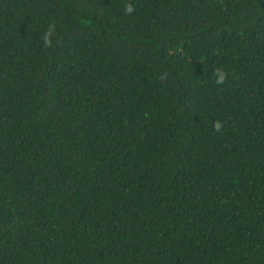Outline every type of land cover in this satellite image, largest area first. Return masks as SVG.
I'll return each mask as SVG.
<instances>
[{
	"label": "trees",
	"instance_id": "16d2710c",
	"mask_svg": "<svg viewBox=\"0 0 264 264\" xmlns=\"http://www.w3.org/2000/svg\"><path fill=\"white\" fill-rule=\"evenodd\" d=\"M0 264H264V0H0Z\"/></svg>",
	"mask_w": 264,
	"mask_h": 264
},
{
	"label": "clouds",
	"instance_id": "9594fccd",
	"mask_svg": "<svg viewBox=\"0 0 264 264\" xmlns=\"http://www.w3.org/2000/svg\"><path fill=\"white\" fill-rule=\"evenodd\" d=\"M126 11H129L130 12L131 11V8H129V7L126 6ZM224 81H225V78L222 77L221 80L218 81L217 83L222 84V83H224ZM215 127H216V130H219L222 127V123L219 122V121H217L216 124H215Z\"/></svg>",
	"mask_w": 264,
	"mask_h": 264
}]
</instances>
